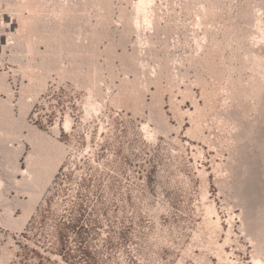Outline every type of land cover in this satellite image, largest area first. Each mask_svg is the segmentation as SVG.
Listing matches in <instances>:
<instances>
[{
  "label": "rangeland",
  "instance_id": "374dc122",
  "mask_svg": "<svg viewBox=\"0 0 264 264\" xmlns=\"http://www.w3.org/2000/svg\"><path fill=\"white\" fill-rule=\"evenodd\" d=\"M0 264H264V0H0Z\"/></svg>",
  "mask_w": 264,
  "mask_h": 264
},
{
  "label": "bare ground",
  "instance_id": "6f19581e",
  "mask_svg": "<svg viewBox=\"0 0 264 264\" xmlns=\"http://www.w3.org/2000/svg\"><path fill=\"white\" fill-rule=\"evenodd\" d=\"M47 167H48V166H47ZM50 167H51V166H50ZM45 168H46V166H45ZM47 169H48V168H47ZM50 169H51V168H49V170H50ZM49 170H48V171H49ZM46 173H49V172H46ZM44 174H45V173H44ZM45 175H46V174H45ZM45 175H44V176H45ZM47 175H48V174H47ZM52 176H53V175H52ZM46 178L48 179V177H46ZM50 178H51V177H50ZM50 178H49V179H50ZM42 179H43V178H42ZM49 179H48V181L50 182ZM43 180L45 181L46 179H43ZM43 180H42V182H43ZM49 182H46V183H49ZM41 184H43V183H41ZM44 184H45V183H44ZM46 185H47V184H46ZM43 187L45 188L46 186L43 185ZM35 203H36V201H35Z\"/></svg>",
  "mask_w": 264,
  "mask_h": 264
}]
</instances>
